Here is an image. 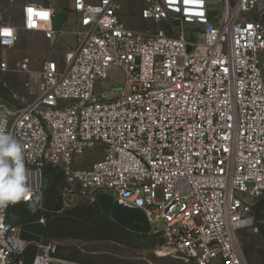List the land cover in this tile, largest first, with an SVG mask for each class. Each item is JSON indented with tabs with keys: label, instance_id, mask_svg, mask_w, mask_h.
I'll use <instances>...</instances> for the list:
<instances>
[{
	"label": "built area",
	"instance_id": "obj_1",
	"mask_svg": "<svg viewBox=\"0 0 264 264\" xmlns=\"http://www.w3.org/2000/svg\"><path fill=\"white\" fill-rule=\"evenodd\" d=\"M136 1L137 27L122 18L121 0H66L71 15L58 30L53 0L25 2L19 26L6 15L15 1L0 2V48H13L19 30L40 31L50 45L68 24L76 34L61 58L43 62L30 99L0 98V121L22 145L32 190L20 202H32L46 167H56L64 208L110 195L141 210L160 237L156 255L248 264L240 236L258 230L253 207L264 194V2ZM29 7L49 17L30 21ZM86 153L101 156L81 167ZM10 206L0 209V264H22L27 242L22 224L6 219ZM30 264L88 263L48 242Z\"/></svg>",
	"mask_w": 264,
	"mask_h": 264
},
{
	"label": "rangeland",
	"instance_id": "obj_2",
	"mask_svg": "<svg viewBox=\"0 0 264 264\" xmlns=\"http://www.w3.org/2000/svg\"><path fill=\"white\" fill-rule=\"evenodd\" d=\"M121 3L122 18L129 25L140 26L138 2L121 0ZM66 31L58 42L51 45L37 44L27 32L18 34L13 48H0V60L8 65L5 71H0V98L3 101L16 104L32 97L43 62L61 58L75 45L73 25L68 24ZM23 58L29 59L28 71L18 72L16 65ZM26 83L28 89L24 86ZM12 93L23 99L13 102ZM100 156L101 153H86L77 158V163L87 167ZM64 184L61 170L50 166L44 170L41 190L32 202L11 204L8 220L22 222L20 233L27 242L20 256L22 264H30L39 245L48 242L57 244L59 255L88 264H186L154 253L160 240L151 232L155 225L148 233H134L102 213L98 204L64 208L61 203ZM30 205L35 211L30 210ZM253 213L258 230L241 232V248L248 264H264V194L255 201Z\"/></svg>",
	"mask_w": 264,
	"mask_h": 264
},
{
	"label": "clouds",
	"instance_id": "obj_3",
	"mask_svg": "<svg viewBox=\"0 0 264 264\" xmlns=\"http://www.w3.org/2000/svg\"><path fill=\"white\" fill-rule=\"evenodd\" d=\"M0 121V209L29 200L32 190L27 182L23 148ZM30 210L35 207L30 205Z\"/></svg>",
	"mask_w": 264,
	"mask_h": 264
},
{
	"label": "water",
	"instance_id": "obj_4",
	"mask_svg": "<svg viewBox=\"0 0 264 264\" xmlns=\"http://www.w3.org/2000/svg\"><path fill=\"white\" fill-rule=\"evenodd\" d=\"M98 205L102 213L108 214L125 228L145 233L150 231V226L141 210L123 207L114 201L110 195H101L98 199Z\"/></svg>",
	"mask_w": 264,
	"mask_h": 264
},
{
	"label": "crops",
	"instance_id": "obj_5",
	"mask_svg": "<svg viewBox=\"0 0 264 264\" xmlns=\"http://www.w3.org/2000/svg\"><path fill=\"white\" fill-rule=\"evenodd\" d=\"M14 1H15V5L7 9L6 15L9 16V19L15 25L19 26L22 20V5L30 0H14ZM0 2L4 3L6 2V0H0ZM52 3L57 7V12L52 18L51 25L53 29L58 30L64 27V22L70 17L71 12L69 10V5L66 2V0H53ZM22 33H27V32L25 31L22 32V30H19V34L21 35ZM27 34H30L34 38L37 44L49 43V41L46 38H44L43 33L40 31H33Z\"/></svg>",
	"mask_w": 264,
	"mask_h": 264
},
{
	"label": "snow or ice",
	"instance_id": "obj_6",
	"mask_svg": "<svg viewBox=\"0 0 264 264\" xmlns=\"http://www.w3.org/2000/svg\"><path fill=\"white\" fill-rule=\"evenodd\" d=\"M26 12L28 14V18L31 21L33 15L35 14L36 16H39L42 19H47L49 17V13L47 11H38L32 7H29L26 9ZM5 34L11 35V30L10 29H5L4 30Z\"/></svg>",
	"mask_w": 264,
	"mask_h": 264
},
{
	"label": "trees",
	"instance_id": "obj_7",
	"mask_svg": "<svg viewBox=\"0 0 264 264\" xmlns=\"http://www.w3.org/2000/svg\"><path fill=\"white\" fill-rule=\"evenodd\" d=\"M46 168H50V166H48V167H46ZM19 203H22V204H27V203H23V202H19ZM97 205V204H96ZM99 206V205H98ZM9 211V210H8ZM8 212H7V215H6V219L8 220ZM9 221V220H8ZM10 222V221H9ZM12 223H15V224H22V222H12ZM132 232H134V233H142V232H140V231H133V230H131ZM32 260V259H31ZM31 260L29 261L30 263H31Z\"/></svg>",
	"mask_w": 264,
	"mask_h": 264
}]
</instances>
